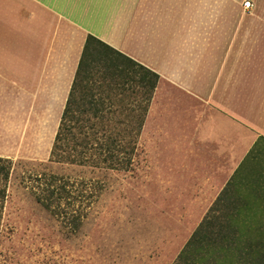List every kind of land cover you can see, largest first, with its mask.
Instances as JSON below:
<instances>
[{
  "label": "rangeland",
  "instance_id": "obj_1",
  "mask_svg": "<svg viewBox=\"0 0 264 264\" xmlns=\"http://www.w3.org/2000/svg\"><path fill=\"white\" fill-rule=\"evenodd\" d=\"M89 85L98 91L82 82L78 102ZM159 85L129 170L51 161L59 107H35L24 122L10 116L0 123V155L13 162L0 264H172L205 218L215 229H229V213L264 231V153L244 158L230 195H223L231 165L220 146L199 138L200 102L163 80ZM119 98L113 106L127 105L124 112L106 117L132 116L129 98ZM135 101L147 102L142 96Z\"/></svg>",
  "mask_w": 264,
  "mask_h": 264
},
{
  "label": "crops",
  "instance_id": "obj_2",
  "mask_svg": "<svg viewBox=\"0 0 264 264\" xmlns=\"http://www.w3.org/2000/svg\"><path fill=\"white\" fill-rule=\"evenodd\" d=\"M244 1L0 0V123L49 106L60 122L91 34L198 99L199 138L231 165L221 193L264 153V0Z\"/></svg>",
  "mask_w": 264,
  "mask_h": 264
},
{
  "label": "trees",
  "instance_id": "obj_3",
  "mask_svg": "<svg viewBox=\"0 0 264 264\" xmlns=\"http://www.w3.org/2000/svg\"><path fill=\"white\" fill-rule=\"evenodd\" d=\"M86 80L99 86L98 91L89 85L82 92L84 99L78 102L76 94ZM161 80L155 71L90 34L63 110L50 160L73 164L102 163L110 169L129 170L134 156L140 153L139 139ZM137 95L147 102L136 104ZM115 96L129 98L128 114L132 116L128 119L106 117V113H123L127 107L113 106ZM96 97H100L99 100ZM122 98H119L121 103ZM77 112L83 116H77ZM90 114L99 119L93 120ZM12 164L11 158L0 155V232ZM221 193L230 195V182ZM217 200L225 202L222 197ZM245 205L252 209L248 202ZM235 216L227 215L232 219H229V229H225L224 224L215 229L211 220L205 218L172 264H264V231L253 228L254 225L246 221L248 219L238 222ZM230 226L237 228L236 232L233 233ZM254 229L256 239L251 237Z\"/></svg>",
  "mask_w": 264,
  "mask_h": 264
},
{
  "label": "built area",
  "instance_id": "obj_4",
  "mask_svg": "<svg viewBox=\"0 0 264 264\" xmlns=\"http://www.w3.org/2000/svg\"><path fill=\"white\" fill-rule=\"evenodd\" d=\"M244 6H245L246 8H250V7L253 6V2H252L251 0H245V1H244Z\"/></svg>",
  "mask_w": 264,
  "mask_h": 264
}]
</instances>
